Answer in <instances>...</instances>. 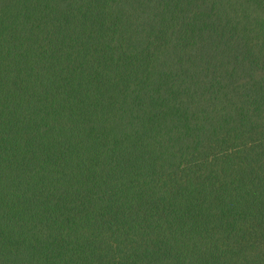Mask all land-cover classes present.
<instances>
[{
  "label": "trees",
  "instance_id": "obj_1",
  "mask_svg": "<svg viewBox=\"0 0 264 264\" xmlns=\"http://www.w3.org/2000/svg\"><path fill=\"white\" fill-rule=\"evenodd\" d=\"M0 264H264V0H0Z\"/></svg>",
  "mask_w": 264,
  "mask_h": 264
}]
</instances>
